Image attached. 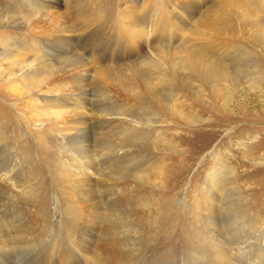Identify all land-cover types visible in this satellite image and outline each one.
Masks as SVG:
<instances>
[{"label": "rangeland", "instance_id": "374dc122", "mask_svg": "<svg viewBox=\"0 0 264 264\" xmlns=\"http://www.w3.org/2000/svg\"><path fill=\"white\" fill-rule=\"evenodd\" d=\"M70 1L55 0L47 9L75 25L79 21L68 11ZM85 1L92 6L100 23L107 27L109 36L100 35L102 41H91L86 48L83 36L80 37V51L102 43L100 55L115 57L121 54L122 62L127 58L126 53L132 50H126V43L133 39L125 41L126 36L122 34L126 33L127 27L120 24L119 16L127 12L134 0ZM140 1L137 4L139 10L152 6H161L165 10L173 8V0ZM208 1L192 3L188 11L195 10V6L206 13L217 0ZM245 1L248 10L243 6V13H248L247 18L253 22L263 21L264 3ZM28 8L20 0H0V12L4 13L0 14V173L11 172L17 178H25L28 186L25 193H18V198L0 211L1 237L5 238L7 234L13 237L18 231L28 238L15 245L13 264H30L38 253L49 249L53 239L64 240L63 247H68L66 238L83 222L79 219L80 195L73 191L74 198L69 196L71 184L65 175L69 170L59 166L50 116L42 109L51 95L39 89L30 91L26 83L29 77L10 78L13 58L8 59L2 54L9 51L21 56L38 50V42L42 40L38 35L48 24H42L40 16ZM232 11L240 23L242 7L233 5ZM199 18L200 15L194 17L190 28L198 26ZM192 29L183 32L175 28L176 32L172 30L171 33H175L177 39L180 36L183 40L194 39ZM252 34L250 36L244 29L235 30L227 33L219 43L222 47L219 58L227 65L228 73L222 78L213 76L209 82L199 77L175 80L170 92H164L157 105L145 97L142 103L135 102L141 105L144 115L153 117L158 125L140 126L143 139L133 138L134 133L122 141L128 156L123 165L130 175L124 177L126 195L120 200L124 209L119 208V211L127 221L121 220L120 232L115 236L126 237L119 238L121 242L116 246L115 259L110 264H217L220 253L235 255L237 238L243 235L254 239L253 246L264 248V33L258 39ZM85 56L89 58L87 54ZM72 57L66 55L57 60H72ZM131 60L129 62L136 63ZM143 67L132 72L140 76L139 72L143 70L144 73ZM107 81L110 84L104 89L97 79L85 87L84 95L94 109L100 103H106L110 95L129 99V95L117 88L115 81ZM13 85L24 92L18 93L14 88L12 91ZM152 111L155 114H151ZM123 130L118 128L106 136L110 144L124 138ZM92 142L93 148L89 151L85 147L78 148L80 156L86 160L97 158L100 153L99 138L95 137ZM73 146L76 149L77 144ZM113 159L119 162L117 157ZM97 176L100 181H121L117 179L120 175L105 169ZM97 189L105 196L106 187L98 184ZM204 190L212 195L205 196ZM210 199L209 207L212 206L210 209L217 216L219 233L207 226L206 215L211 213L207 212L209 207L205 201ZM68 205H72L71 208ZM35 209L41 225L36 232H30L26 226L30 217H34ZM103 228L101 225L98 231L92 232L95 245L106 242L109 233ZM77 238L78 234L74 239ZM260 254L262 257L255 254L251 259L247 253L235 255L234 260L240 264H264V249ZM87 263L99 264L94 258L83 260V264Z\"/></svg>", "mask_w": 264, "mask_h": 264}, {"label": "bare ground", "instance_id": "6f19581e", "mask_svg": "<svg viewBox=\"0 0 264 264\" xmlns=\"http://www.w3.org/2000/svg\"><path fill=\"white\" fill-rule=\"evenodd\" d=\"M20 1L40 16L42 24L45 22L48 26L43 28V31L38 35V38L42 40L38 42L37 51H28L21 56H17L14 52L11 54L9 51H3L2 54L7 55L8 59L13 58L10 61V69H12L10 78L18 77L22 80L24 77H29L26 83L29 85L28 88H31L30 91L39 89L51 95L46 100L47 105H44L45 107L42 109L47 110L50 116L49 124L53 134L54 147L58 152L59 166L69 170L65 171L67 181L71 184L69 196L73 197V191H77V194L80 195L79 201L82 207L79 219L83 221V225L73 228V234L66 238L68 247H63L64 240L55 241L51 237L53 241L49 242V249L38 253L35 260H30V264H67L66 262L69 260L72 262L68 264H76V262L83 264V260L88 261L91 258H94L99 264H110L115 259L114 250L121 242L119 238L125 239L126 237V235L119 236V238L115 236L120 232L118 230L119 223L125 219L121 216L124 205L120 204V200L122 196L126 195V179L124 177L130 175L126 166L123 165L127 162L128 156L125 154L122 141L126 140V136L129 137L134 133L133 138L143 139L141 133L144 132L140 126L149 128L158 125L153 117H146L141 105L135 102L142 103L145 97L157 105L162 100L164 92H170L175 85V80L184 81L185 78L188 81L199 77L209 82L213 76L222 78L227 75V65L225 66L219 58L222 57V47L219 46V43L224 40L227 33L239 29H244L250 36L254 33L257 36L255 39H258L259 35L264 33V20L253 22L247 18L248 13H243L247 9L245 0H217L206 13L201 12L200 8L197 9L195 6V10L188 11V7L196 2L206 1L207 3L208 0H193V2L173 0V8L170 10H165L161 6L154 8L152 6L149 9L142 7L139 10L137 7L140 5L137 4L141 1L134 0L127 12L119 16L120 24H126L127 27L124 29L126 33L122 34L126 36L125 41L133 39L129 43L125 42L128 45L126 50H132H130L131 53H126L127 58H123L124 60L120 62L121 54L115 57L107 56L108 54L100 55L103 48L101 47L102 43L85 49V45L91 41H102L99 39L100 35L109 36V30L103 23H100L94 9L85 0H71L68 5L70 15L73 14L72 18L79 21L75 25L69 24L65 19L61 20L60 14L47 9L48 6H52L55 0ZM258 1L261 4L264 3V0ZM202 3L200 5H203ZM233 5L242 7L240 23H237L238 18L232 11ZM2 13L0 12V14ZM197 15H200L197 21L198 26L192 29L190 28L192 20ZM175 28L183 32L185 29H192L195 38L189 37L183 40V36H180L177 39L176 34L172 32V35L171 33ZM174 31L176 32V30ZM82 36L85 48H81L83 50L81 52L78 47V39ZM66 55H72V60L68 58L57 60ZM131 59L136 63L129 62ZM165 63L169 65L166 66ZM141 67L144 68V73L142 68V71L139 72L140 76L134 75L132 71L138 72L136 69ZM96 79L102 83L103 89L110 84L107 80L115 81L117 88L119 87L123 94L129 95V99L121 100L115 95H110L106 103H100L101 105H97L99 108L94 109L84 93L87 90L86 85ZM11 88L12 91L14 88L18 93L24 92L22 88L14 85ZM151 114H155V112L152 111ZM118 128L119 130L124 128V138L119 136L121 139L119 138L118 143L110 144L106 136L111 135ZM93 137L94 139L95 137L99 138L97 146L100 147V153L97 158L86 160L80 156L78 148L85 147L86 151H89L93 148ZM80 142L83 143L80 145L78 144ZM74 143L77 144L76 149L73 148ZM116 157L119 162L114 161L113 158ZM98 169H100L99 171L105 169L116 176L120 175L121 177L118 176L120 178L117 179L121 181L116 179L100 181V177L97 176ZM121 169H123L122 172ZM123 181L124 183H121ZM98 184L106 187L105 196H101L99 193ZM27 189L25 178H17L11 172H1L0 203H2L0 211L4 205H8L18 198V193H25ZM207 191L204 190L205 196L210 194ZM205 204L209 207L212 204L211 199L205 201ZM68 206L71 208L72 205ZM208 210L207 212L211 214L207 213L208 215H206L207 226L219 233L218 226L220 225L216 219L217 216L212 213V209ZM3 211L5 212V209ZM33 213L34 217H30L29 224L26 226L30 232H36L41 225L38 211L35 209ZM123 213L125 214V212ZM101 225L104 227L103 230L105 229L109 234H106V242L98 243L96 246L92 232L98 231ZM2 229H0V233ZM76 234H78V238L74 239ZM3 237L0 236V264H11L10 262L13 264L15 263V245L18 241L26 240L27 236L17 231L13 237L9 234L5 238ZM237 240L239 242L235 255L247 253L251 259L255 254L261 255L260 253L264 249L259 245L253 246L255 243L252 240L254 239L248 236L243 235ZM54 241L55 243H53ZM235 255L220 253L219 256L217 255V264H240L238 260H234ZM54 259L57 261L53 262Z\"/></svg>", "mask_w": 264, "mask_h": 264}]
</instances>
